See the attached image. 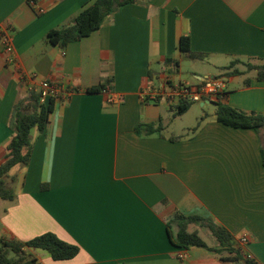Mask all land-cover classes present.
Wrapping results in <instances>:
<instances>
[{
  "label": "crops",
  "instance_id": "obj_1",
  "mask_svg": "<svg viewBox=\"0 0 264 264\" xmlns=\"http://www.w3.org/2000/svg\"><path fill=\"white\" fill-rule=\"evenodd\" d=\"M89 1L0 0V33L8 30L15 55L8 65L0 41V164L16 102L41 81L60 88L43 132L31 130L28 165L7 174L14 197L0 200V239L51 233L78 248L66 261L34 250L38 264H234L209 250L172 246L166 222L180 213L207 219L235 240L247 236L244 252L264 264V128L217 122L216 102L192 103L176 116L177 106L141 98L176 61L177 80L220 78L221 104L264 115V81L245 65L264 64V0H137L90 37L52 46L47 33L67 26ZM181 37L210 65L188 81L177 75ZM98 86L104 89L87 92ZM112 94L124 102L109 104ZM189 113L196 124L177 134L174 120ZM195 228L204 241L210 235Z\"/></svg>",
  "mask_w": 264,
  "mask_h": 264
},
{
  "label": "trees",
  "instance_id": "obj_2",
  "mask_svg": "<svg viewBox=\"0 0 264 264\" xmlns=\"http://www.w3.org/2000/svg\"><path fill=\"white\" fill-rule=\"evenodd\" d=\"M137 0H90L86 3L71 22L60 29H55L47 33L46 38L52 46L64 49L68 44L81 41L94 34L102 25L104 20L115 13L119 8L127 4H133ZM179 52L190 60H201V55L191 52L189 49V38L181 37L178 45ZM174 67L177 62L172 61ZM232 62L225 70L234 67ZM248 70L256 72V80L264 81V64H245ZM237 70L232 71V75H240ZM103 86L87 89L88 93L102 91ZM190 104L177 106L176 116H180ZM216 121L231 128H247L259 131L264 128V115L246 114L240 110L215 103ZM54 100L49 98L48 104L42 103L40 91L30 89L26 97L16 102L10 119V129L13 132L11 139L6 146V154L0 164V200H13V192L7 186L6 177L9 171L15 166H27L32 152L31 130L36 129L41 133L47 123L49 114L52 113ZM147 131L158 132L160 129H153L145 126ZM262 164H264V152H262ZM167 224V235L169 241L175 248L189 249L199 248L222 254L223 261L234 264H258L252 255L244 252L245 247H241L233 235L225 228L215 225L207 219L198 216H185L175 213L171 216ZM198 226L207 229L213 237L216 248L207 246L203 238L199 235ZM46 251L54 261H66L72 259L78 251L74 245L68 244L58 239L51 233L37 236L31 240L21 242L13 239H0V264H38L34 250Z\"/></svg>",
  "mask_w": 264,
  "mask_h": 264
},
{
  "label": "built area",
  "instance_id": "obj_3",
  "mask_svg": "<svg viewBox=\"0 0 264 264\" xmlns=\"http://www.w3.org/2000/svg\"><path fill=\"white\" fill-rule=\"evenodd\" d=\"M35 2H31V6H35ZM37 12L42 14L45 12L43 8H38ZM7 31H1L0 41L3 52L7 55L6 63L12 65L15 62L14 49ZM161 77L156 84H148L141 90V98L146 102L152 103H168L174 106L181 104L217 102L223 97L225 91V82L220 78H208L199 81L195 85H189L176 79L173 66H164L161 70ZM40 91L43 98H54L60 88L51 85L48 81H41L37 90ZM107 102L109 104H121L124 102L123 96L112 94L108 95ZM241 247H246L248 237L243 235L238 238Z\"/></svg>",
  "mask_w": 264,
  "mask_h": 264
},
{
  "label": "rangeland",
  "instance_id": "obj_4",
  "mask_svg": "<svg viewBox=\"0 0 264 264\" xmlns=\"http://www.w3.org/2000/svg\"><path fill=\"white\" fill-rule=\"evenodd\" d=\"M208 60H204V61H197V60H190L187 59L185 57H182L181 60V66H180V72L177 74L178 77L184 81H188L191 78L192 73H194L195 71L200 73L202 71H207L210 69V65L207 64ZM213 73H215V71L213 70ZM208 109H205V111L207 112H211V110L214 108L213 105H210L207 107ZM195 114L194 113H189L186 114L183 117L180 118H176V120H174L171 129H174L176 131L177 134L181 133V129L183 128H189V127H194V125L196 124V118H195ZM171 129L168 131L170 132ZM188 130H183V133H186ZM208 233V232H205ZM205 241L208 243V239L206 236H209L208 234L203 235Z\"/></svg>",
  "mask_w": 264,
  "mask_h": 264
}]
</instances>
